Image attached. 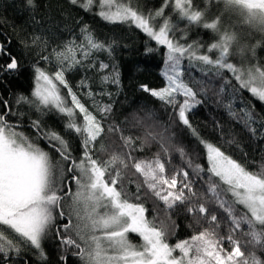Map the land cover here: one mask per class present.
<instances>
[{
  "label": "snow or ice",
  "instance_id": "obj_1",
  "mask_svg": "<svg viewBox=\"0 0 264 264\" xmlns=\"http://www.w3.org/2000/svg\"><path fill=\"white\" fill-rule=\"evenodd\" d=\"M94 2L97 0H70L71 4H79L85 11H91ZM167 3L168 0H165V5ZM27 4L33 5V0H27ZM98 6L101 9L98 15L104 21L130 22L156 45L166 48L160 71L165 85L158 89L141 85V89L173 109L170 120H178L191 129L192 135L206 150L207 166L193 163V158L182 146L172 143V137L166 135L167 129L160 133L147 132L144 143L158 140L160 149L169 156L170 150L174 149L191 169V175L183 167H176L168 175L166 162L159 153L153 160H138L133 155L136 148L132 136H124L119 125L109 123L105 128L112 105L101 106L94 100L98 118L81 102L69 85L66 74L78 66L94 68L97 64L95 59H91L94 52H106L109 56L113 52V42L98 41L85 24L81 28V43L69 41L65 50H54L57 62L54 75L36 66L31 98L20 95L16 100L17 105L26 104L38 114L36 119L30 117L29 126L35 135L29 136L18 130L22 124L10 122L11 117L19 119L24 113L19 109L13 111L9 101H3L7 111L0 114V226H4L0 228L2 264H10L11 253L19 256L29 247L36 250L38 259L47 260L42 241L51 236L53 229L63 252L66 254L75 249L72 255L81 264H264V255L260 254L264 253V171H249L221 147L200 137L190 122V113L201 105L202 100L197 97L204 85L201 81L199 90H194L186 82L182 67L186 58L193 68L197 67L195 62L212 66L208 71H214L216 76H220V70L227 69L239 82V89L234 88V92L246 89L264 102V66L241 71L228 62L234 42L238 43L241 35L254 36L256 27L264 25V0H218L216 17L210 22L207 8L192 10V0H175L174 7L183 19L202 24L204 29L218 34V42L211 43L207 49L209 53L218 50L219 55L215 59L208 54H197L194 44L174 42L170 35L173 28L168 19H164L162 26L155 30L150 23L153 17L146 18L134 6H126L116 0H98ZM113 7L115 11H112ZM164 11L161 7L155 12V17L163 16ZM224 16L229 19L236 17L237 23L247 26L250 31H222L220 25ZM77 51L81 58H77ZM153 51L151 47L147 49L148 53ZM3 55L9 56L10 62L0 64V74L17 71L18 59L0 43V56ZM43 59L47 61L49 57ZM85 61L90 62L85 64ZM98 64V71L110 67L102 60ZM57 82L67 89L71 106ZM100 83L102 86L120 84L119 72L114 66L111 72L101 75ZM77 87H89L87 77L82 78ZM223 90L221 88V92ZM86 95L94 98L100 93H94L89 88ZM225 107L230 117L242 122L254 138H264V128L258 132L257 127L252 126L255 121L247 108H241L240 115L231 102ZM53 111L65 118L66 133H75L80 137L82 152L79 157L73 155L69 139L44 125L43 117ZM78 115L82 121L78 120ZM152 126L155 127L154 124ZM106 131L109 134L119 132L122 148L127 149L126 152L113 151L107 160L97 154L107 152L115 145V141L108 146L101 143ZM41 139L58 155L40 147ZM97 143H100L99 149ZM130 167L144 178L143 184H137L134 194L124 187L126 171ZM198 181L212 194L211 199L196 187ZM73 182L75 189L71 186ZM221 185L227 186L226 191L231 193L234 204L243 205L247 210L245 213L236 214L233 204L221 198L218 191ZM144 186L163 205L161 208L160 204L154 203L152 211L158 215L151 219L146 215L150 210L141 196ZM212 203L223 209L231 220L226 237L219 235L220 223L209 207ZM178 206H184L192 218V223L188 224L192 235L170 244L167 237L175 235L178 228L172 219V213ZM161 212L163 219H159ZM58 220L66 222L58 223ZM130 234H136L142 243H133ZM65 259L62 254L60 260ZM23 264H28V261H23Z\"/></svg>",
  "mask_w": 264,
  "mask_h": 264
},
{
  "label": "trees",
  "instance_id": "obj_2",
  "mask_svg": "<svg viewBox=\"0 0 264 264\" xmlns=\"http://www.w3.org/2000/svg\"><path fill=\"white\" fill-rule=\"evenodd\" d=\"M216 4L215 0H192V10L207 8L208 22H210L216 17ZM129 5L138 9L139 13L146 18L151 15L153 19L150 20V23L154 29L158 30V26H162L163 20L168 19L173 28L170 35L174 38V42L185 43V45L194 44L197 46V54H208L212 59L218 57L217 50H212L210 53L207 50L211 43L218 42V34L204 29L202 24L190 23L183 19L175 9L172 0H168L167 5H165V0H136ZM161 7L165 10L164 15L155 17V12ZM99 11V7L94 4L91 11H85L79 4H71L70 0H33L31 6L27 4V0H0V43L4 44L7 51L19 62L17 71L0 74V114L7 111L3 107V101H9L13 111L19 109V112L24 113L19 119L16 116L11 117L10 122L22 124L18 130L24 131L29 136L35 135L29 124L30 117L36 119L38 114L26 104L17 105L16 100L20 95L31 98L35 86L34 69L36 66L41 67L50 75L54 74L57 70L54 50H65V45L69 41L81 43L83 40L81 28L86 24L95 39L105 43L113 42V52L111 56L106 52H94L91 58L97 61L94 68L78 66L66 74L69 85L77 93L81 102L96 115L98 113L93 106L94 100L101 106L112 105V112L105 122V128L107 129L109 123L119 125L123 129L124 136H132L136 148L133 155L138 160H153L159 153L163 161L166 162L168 175H171L176 167H183L191 175V169L174 149L170 150L169 156L160 149L158 140L144 143L147 132L160 133L167 129L166 135L172 137V143L175 146H182L187 155L193 158V163H199L206 168V150L192 135L191 129L180 124L178 120L175 122L170 120L173 109L141 89V85L157 89L165 85L160 71L163 68L166 48L156 45L150 37L130 22L109 23L104 21L98 15ZM245 38L247 37H244L243 41L250 44L256 40L260 42L254 49L242 51L240 59H244L250 67L264 66V38H261L259 34ZM149 47L154 51L148 53ZM43 57H49V59L45 61ZM77 58H81L79 51H77ZM101 60L110 65L109 69L98 71V62ZM6 62H10V57L0 56V64ZM89 62L85 61V64ZM228 62H232L235 66L239 63L236 55L231 51ZM241 62L244 63V61ZM195 63L197 67L193 68L189 66L186 58L182 61L186 82L194 90H199L201 87L199 82L202 81L204 85L203 91L198 92L197 97L202 100V103L190 113L191 124L201 138L221 147L222 151L236 159L249 171H264V138H254L242 122L230 117L225 107L231 102L233 109L240 115L242 113L239 110L247 108L255 121L252 126L257 127L259 132L261 128H264V102L253 97L246 89L234 92V88L239 89V83L230 71L222 69L220 76H216L214 71H208L212 66L203 65L201 62ZM113 66L119 72L120 84L118 86L115 84L102 86L101 75L111 72ZM202 68L205 71H201ZM85 77H87L89 87H77L81 79ZM89 88L100 95H96L94 98L88 97L86 93ZM221 88L224 89L223 92H221ZM60 89L66 100H69L67 89L63 86ZM105 93H111V95ZM179 99L182 101L183 98ZM150 113H154V115L150 116ZM79 120L82 121L81 118ZM43 123L51 130H55L69 139L73 155L79 157L82 152L80 137L75 133L65 132V118L53 111L43 117ZM153 124L155 127L152 126ZM112 141H115V145L109 151L97 153L102 159H109L113 151H127L122 148L123 142L120 140L119 132L109 134L106 131L101 143L108 146ZM46 143L43 139L39 140V146L45 150H47ZM96 147L99 149L100 143H97ZM169 160L170 163H168ZM143 180L144 178L130 167L126 171L124 187L134 194L137 184H143ZM71 186L75 189L74 182ZM196 187L205 193L206 198H212V194L207 192L206 186L202 182L198 181ZM218 191L222 199L233 204L237 210L236 214L246 212L240 205L234 204V200L224 185H221ZM141 196L145 206L150 210L149 213H146L148 218L151 219L152 216L158 215L152 209L154 203L160 204L162 208V202L156 201L146 186L141 188ZM209 207L215 212L220 223L219 235L226 237L231 225L230 218L215 203L210 204ZM163 218V212L159 213V219ZM172 219L176 221L178 228L175 235L167 237L170 244H175L178 239L188 238L192 235V229L188 227V224L192 223V218L186 213L184 206L177 207L172 213ZM63 222L58 220V223ZM243 227L247 228V225H243ZM8 231L10 232V230ZM225 246L227 247L226 243ZM42 247L47 260L38 259L36 250L29 247L19 256L11 253L10 264H23L25 260L28 261V264H81L77 257L65 255L54 229L51 236L42 241ZM73 251L75 249H71L69 252ZM62 254L66 256L65 263L60 260ZM260 254L264 255V253ZM2 261L3 257H0V264Z\"/></svg>",
  "mask_w": 264,
  "mask_h": 264
},
{
  "label": "rangeland",
  "instance_id": "obj_3",
  "mask_svg": "<svg viewBox=\"0 0 264 264\" xmlns=\"http://www.w3.org/2000/svg\"><path fill=\"white\" fill-rule=\"evenodd\" d=\"M173 1V3L175 4V0H172ZM216 2H218V0H215ZM116 2H118V3H121V4H124V5H126V6H130L129 4L130 3H133V2H136V0H116ZM94 5H96V6H98V0H97V2H94ZM99 7V6H98ZM100 9V8H99ZM101 10V9H100ZM105 10H107V9H105ZM116 9H115V7H113L112 8V11H115ZM217 10V9H216ZM134 25V24H133ZM221 30L222 31H224V30H228V31H231V30H233V29H236L239 33H243V32H246V31H250L248 28H247V26H241V25H239L238 23H237V18L236 17H232L231 19H229L227 16H224L223 18H222V23H221ZM155 30H157V29H155ZM251 31H254V30H251ZM256 34H258V33H255V35ZM254 35V36H255ZM254 36H243V35H241L240 37H239V41H238V43H234L231 47H230V51L232 52V54H235L236 55V57H237V60H238V65L237 66H235L234 64V67H236V68H239L241 71H246L247 69H249V68H251L250 66H249V64L243 59H240V54L242 53V51H245L246 50V48L245 49H242L240 52H237V45L239 44V43H242L243 42V38L244 37H247V38H251V37H254ZM247 38H245V39H247ZM218 51V50H217ZM219 53V52H218ZM241 61H244V63L243 62H241ZM230 63H232V62H230ZM227 70V69H226ZM233 74V73H232ZM54 75V74H53ZM234 76V75H233ZM235 77V76H234ZM239 83V82H238ZM57 84H58V82H57ZM62 85H59L58 84V87H61ZM35 87V86H34ZM69 98V100H66L67 101V103L69 104V106H71V100H70V97H68ZM82 119V117H80L79 115H78V120L79 119ZM227 186H225V188H226ZM229 193V195L231 196V193L230 192H228ZM231 198L233 199V197L231 196ZM243 209H245L244 207H243V205H240ZM246 210V209H245ZM247 211V210H246ZM2 227H4V226H0V228H2ZM130 239L133 241V243H135V244H137V245H139L140 243H142V241L140 240V238L136 235V234H130Z\"/></svg>",
  "mask_w": 264,
  "mask_h": 264
},
{
  "label": "clouds",
  "instance_id": "obj_4",
  "mask_svg": "<svg viewBox=\"0 0 264 264\" xmlns=\"http://www.w3.org/2000/svg\"><path fill=\"white\" fill-rule=\"evenodd\" d=\"M255 31L260 35L261 38H264V25H258ZM223 35V33H221ZM259 40H256L254 43H248L247 41H243L237 45V52H240L242 49H252L255 48L259 44ZM235 43V42H234Z\"/></svg>",
  "mask_w": 264,
  "mask_h": 264
},
{
  "label": "flooded vegetation",
  "instance_id": "obj_5",
  "mask_svg": "<svg viewBox=\"0 0 264 264\" xmlns=\"http://www.w3.org/2000/svg\"><path fill=\"white\" fill-rule=\"evenodd\" d=\"M45 146H46L47 151L49 150L50 153H52V154H54V155H58V154H55L54 149L50 148L49 145H48L47 143L45 144ZM62 222H63V221H62ZM64 222H65V221H64ZM64 222H63V223H64ZM65 255H66V256H73L71 252H68V253H66ZM65 262H66V260H64V263H65Z\"/></svg>",
  "mask_w": 264,
  "mask_h": 264
},
{
  "label": "water",
  "instance_id": "obj_6",
  "mask_svg": "<svg viewBox=\"0 0 264 264\" xmlns=\"http://www.w3.org/2000/svg\"><path fill=\"white\" fill-rule=\"evenodd\" d=\"M10 73H12V72H10Z\"/></svg>",
  "mask_w": 264,
  "mask_h": 264
}]
</instances>
